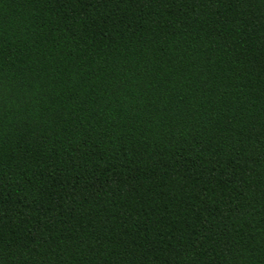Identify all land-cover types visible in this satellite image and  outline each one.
Masks as SVG:
<instances>
[{"label": "trees", "instance_id": "trees-1", "mask_svg": "<svg viewBox=\"0 0 264 264\" xmlns=\"http://www.w3.org/2000/svg\"><path fill=\"white\" fill-rule=\"evenodd\" d=\"M0 264H264V0H0Z\"/></svg>", "mask_w": 264, "mask_h": 264}]
</instances>
